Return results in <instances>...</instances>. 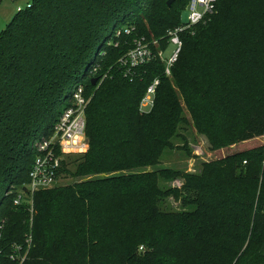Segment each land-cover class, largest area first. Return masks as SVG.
Masks as SVG:
<instances>
[{"label": "trees", "instance_id": "1", "mask_svg": "<svg viewBox=\"0 0 264 264\" xmlns=\"http://www.w3.org/2000/svg\"><path fill=\"white\" fill-rule=\"evenodd\" d=\"M167 1L31 0L0 32V264H264V144L196 173L149 170L167 150L193 157L185 125L212 151L264 136V0H218L170 76L155 61L125 77L134 41L161 44L180 24L188 0ZM77 84L88 149L58 171L73 182L14 205Z\"/></svg>", "mask_w": 264, "mask_h": 264}, {"label": "built area", "instance_id": "2", "mask_svg": "<svg viewBox=\"0 0 264 264\" xmlns=\"http://www.w3.org/2000/svg\"><path fill=\"white\" fill-rule=\"evenodd\" d=\"M217 1L188 0L184 9L187 16L181 17V22L177 27L167 31L164 42L161 44L160 40L147 41L145 38L134 41V47L117 62L124 69V76H131L134 70L155 61H159L163 65L164 75L170 76L171 69L182 50L183 33L193 35L195 27L204 23L214 11ZM132 31L133 28L131 27L117 28L116 36L121 33L128 35ZM169 47H172L170 51ZM96 72L97 69L94 68L93 73ZM106 76H102L100 81ZM158 86V79H154L148 85L140 102L142 109L153 107ZM64 100L66 105L54 124L52 135L41 137L32 146L36 156L29 172V183L23 187L26 192L23 189L19 191V195L14 200V205H19L21 202L31 204V197L34 192L52 188L58 181V171L63 156L83 154L88 149L85 135V109L90 99L85 96L84 87L77 84Z\"/></svg>", "mask_w": 264, "mask_h": 264}, {"label": "rangeland", "instance_id": "3", "mask_svg": "<svg viewBox=\"0 0 264 264\" xmlns=\"http://www.w3.org/2000/svg\"><path fill=\"white\" fill-rule=\"evenodd\" d=\"M31 0H0V32L8 25L13 16L19 11L27 8ZM187 13L183 12L181 17H186ZM121 26V25H118ZM172 47H169V51ZM70 91H67L68 95ZM186 118L188 115L186 114ZM180 134L185 136L188 142L189 149L191 150L193 157H186L183 152L177 150H167L160 159V164L156 168H151L149 170H159V169H176L182 170L188 173H196L199 171L200 163L215 161L220 158L227 156L228 154L235 153L238 151L247 150L255 146L264 144V136L252 139L247 142L239 143L231 148H226L220 151H212L210 145L208 144L206 138L203 135L196 133L194 128L189 125H185L184 130H180ZM174 144L181 146L180 140L178 138L174 139ZM64 158V156H63ZM73 180L69 177L60 176L57 183L52 187H58L63 185H68L72 183ZM161 185V184H160ZM174 186L175 188H180L182 185L181 180H175L171 183H162V186ZM50 188V189H52ZM19 195V191H17ZM17 195V196H18ZM167 210H180V205L173 199L169 198L165 201L164 205Z\"/></svg>", "mask_w": 264, "mask_h": 264}, {"label": "water", "instance_id": "4", "mask_svg": "<svg viewBox=\"0 0 264 264\" xmlns=\"http://www.w3.org/2000/svg\"><path fill=\"white\" fill-rule=\"evenodd\" d=\"M171 2H172V0H168L167 3H166L167 6H170L171 5ZM96 82H97V79L96 78L91 79V84L92 85H95ZM23 191L26 192V189H23Z\"/></svg>", "mask_w": 264, "mask_h": 264}]
</instances>
